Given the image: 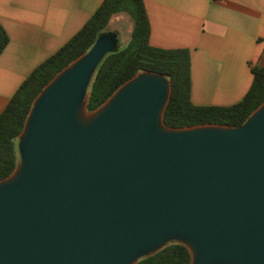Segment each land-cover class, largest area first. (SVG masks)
Instances as JSON below:
<instances>
[{
	"label": "water",
	"instance_id": "1",
	"mask_svg": "<svg viewBox=\"0 0 264 264\" xmlns=\"http://www.w3.org/2000/svg\"><path fill=\"white\" fill-rule=\"evenodd\" d=\"M117 47L103 32L35 98L0 180V264H137L171 244L264 264V102L237 127L172 128L171 82L145 71L89 112Z\"/></svg>",
	"mask_w": 264,
	"mask_h": 264
},
{
	"label": "crops",
	"instance_id": "2",
	"mask_svg": "<svg viewBox=\"0 0 264 264\" xmlns=\"http://www.w3.org/2000/svg\"><path fill=\"white\" fill-rule=\"evenodd\" d=\"M104 0H0V113L33 70L74 37ZM151 45L187 49L192 102L231 106L264 66V0H144ZM132 30V29H131Z\"/></svg>",
	"mask_w": 264,
	"mask_h": 264
},
{
	"label": "trees",
	"instance_id": "3",
	"mask_svg": "<svg viewBox=\"0 0 264 264\" xmlns=\"http://www.w3.org/2000/svg\"><path fill=\"white\" fill-rule=\"evenodd\" d=\"M120 13H126L133 21L130 39L124 46L118 42V47L98 65L89 87V112L98 109L124 83L145 71L164 74L171 82L172 95L164 122L172 128L209 124L237 127L264 102V66H256L252 69L251 88L238 103L231 106L195 105L191 98L189 50L151 45V25L144 0H104L74 37L33 70L0 113V180L10 176L20 161L18 136L37 95L58 72L88 52L113 17ZM8 43L9 36L0 22V55ZM137 264H191V254L186 246L171 244Z\"/></svg>",
	"mask_w": 264,
	"mask_h": 264
},
{
	"label": "rangeland",
	"instance_id": "4",
	"mask_svg": "<svg viewBox=\"0 0 264 264\" xmlns=\"http://www.w3.org/2000/svg\"><path fill=\"white\" fill-rule=\"evenodd\" d=\"M132 27L133 21L131 18L126 13H120L113 17L106 32H116L119 44L124 46L130 39Z\"/></svg>",
	"mask_w": 264,
	"mask_h": 264
}]
</instances>
